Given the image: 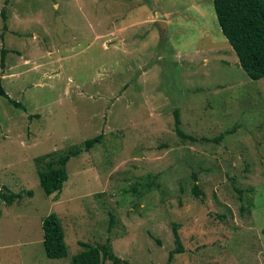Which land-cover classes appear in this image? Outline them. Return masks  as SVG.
<instances>
[{
	"label": "rangeland",
	"instance_id": "374dc122",
	"mask_svg": "<svg viewBox=\"0 0 264 264\" xmlns=\"http://www.w3.org/2000/svg\"><path fill=\"white\" fill-rule=\"evenodd\" d=\"M2 7L0 84L22 107L0 96V187L21 194L0 200V264H70L78 241L106 239L132 264H164L173 226L183 252L169 264H264V76L239 67L211 0ZM175 107L195 140L175 134ZM98 134L46 195L37 170ZM50 212L66 245L59 258L41 243Z\"/></svg>",
	"mask_w": 264,
	"mask_h": 264
},
{
	"label": "trees",
	"instance_id": "16d2710c",
	"mask_svg": "<svg viewBox=\"0 0 264 264\" xmlns=\"http://www.w3.org/2000/svg\"><path fill=\"white\" fill-rule=\"evenodd\" d=\"M220 32L234 51L239 67L250 79H258L264 76V0H211ZM7 3V0H4ZM5 9H0L2 21H5ZM2 28H5L3 24ZM5 50L0 49V68L4 66ZM0 96L4 97L15 107L21 108L20 102L11 99L0 84ZM173 129L181 139L195 140L194 136L186 134L180 128L178 108L172 110ZM222 134L206 140L219 141ZM101 134L85 139L81 145L71 147L63 154L44 162V167L37 170V177L42 191L46 195L56 194L66 180L65 164L72 156L82 151H87L94 143L99 142ZM53 155L51 152L44 156ZM191 177L196 180V174ZM192 193L197 196L200 191L195 183L192 185ZM30 194V191H28ZM19 192H12L5 186L0 187V200L5 205H10L15 199H19ZM55 200V199H54ZM42 248L44 254L49 258H59L66 255V245L63 239L61 223L54 212H50L41 219ZM112 225V216L109 218L108 228ZM264 232V229L262 230ZM174 247L167 252L164 264H169L174 254L183 252L176 227H172ZM81 250L73 254L70 264H101L104 260H110L111 264H132L125 259L116 256L110 246L108 239L103 243L90 244L78 241Z\"/></svg>",
	"mask_w": 264,
	"mask_h": 264
},
{
	"label": "water",
	"instance_id": "95a60500",
	"mask_svg": "<svg viewBox=\"0 0 264 264\" xmlns=\"http://www.w3.org/2000/svg\"><path fill=\"white\" fill-rule=\"evenodd\" d=\"M156 24L159 30L164 31V22L162 20H157Z\"/></svg>",
	"mask_w": 264,
	"mask_h": 264
},
{
	"label": "crops",
	"instance_id": "0c3cea01",
	"mask_svg": "<svg viewBox=\"0 0 264 264\" xmlns=\"http://www.w3.org/2000/svg\"><path fill=\"white\" fill-rule=\"evenodd\" d=\"M163 22H164V31H163V33H164L165 32V29H166V21H163Z\"/></svg>",
	"mask_w": 264,
	"mask_h": 264
}]
</instances>
